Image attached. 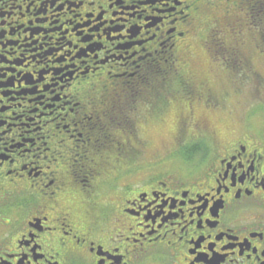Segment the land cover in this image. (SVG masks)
Listing matches in <instances>:
<instances>
[{"label": "flooded vegetation", "instance_id": "af4514ba", "mask_svg": "<svg viewBox=\"0 0 264 264\" xmlns=\"http://www.w3.org/2000/svg\"><path fill=\"white\" fill-rule=\"evenodd\" d=\"M226 2L264 9L0 0V264H264V136L245 124L222 136L231 99L213 87L224 72L262 78L263 42L250 58L237 38L212 43L221 58L200 73L188 41L198 24L227 27L201 17ZM172 106L158 157L145 124Z\"/></svg>", "mask_w": 264, "mask_h": 264}, {"label": "rangeland", "instance_id": "374dc122", "mask_svg": "<svg viewBox=\"0 0 264 264\" xmlns=\"http://www.w3.org/2000/svg\"><path fill=\"white\" fill-rule=\"evenodd\" d=\"M223 5L226 6L225 9H223ZM256 10L262 12L258 11L259 14L254 17L253 13ZM201 12V17L209 14L225 19L227 27L220 24L223 21L217 20L215 25L200 29V24H198L192 29V35L188 36V41L197 55L195 62L192 63V67L196 71L203 73L204 63L211 60L218 63L216 59L221 58V54L217 53L218 47L212 48V43L223 41L229 46L233 45L237 38V43H240V50L239 47L238 50L239 53H242L240 56L246 58L252 57L249 43L251 44L255 39L262 40L263 43L260 46L264 50V9L257 8L249 12L244 6L240 8L233 7V4L226 2L221 4L218 14H213L211 10L206 9H202ZM232 15L236 16V19L229 18ZM228 28L232 30L231 33L226 31ZM205 40L207 43H205ZM202 45L208 51V60L206 51L201 48ZM231 67L232 72L235 73L234 67ZM258 73L261 74L262 78L256 77L254 80H249L240 76L239 80L234 81L236 84H233L228 73L224 72L225 78L223 80L225 82L220 81L213 86L220 94L219 100L223 104L228 106V101L231 99V104L228 107L229 111L227 112L224 109L223 112L219 113L220 118L215 123L222 136H226L228 133H234L235 136H238L241 130L240 126H243V124L255 135L264 136V133H262L264 129V59L261 61V70ZM183 88L187 89L186 87ZM177 98L181 99V96L178 95ZM182 111L183 109L179 106H172V109L166 114L167 120L165 123L161 124L155 121V123L149 125L145 124V134L151 141L152 154L155 153L158 156L163 153V149L168 147L171 139L175 136L176 123ZM131 163L130 161V168H134Z\"/></svg>", "mask_w": 264, "mask_h": 264}, {"label": "trees", "instance_id": "16d2710c", "mask_svg": "<svg viewBox=\"0 0 264 264\" xmlns=\"http://www.w3.org/2000/svg\"><path fill=\"white\" fill-rule=\"evenodd\" d=\"M175 87L176 88H182V82L181 81H177Z\"/></svg>", "mask_w": 264, "mask_h": 264}]
</instances>
